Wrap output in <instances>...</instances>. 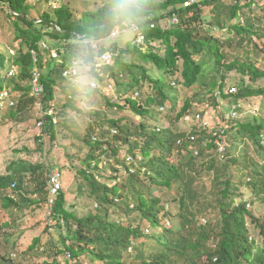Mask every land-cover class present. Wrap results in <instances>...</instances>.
Listing matches in <instances>:
<instances>
[{"label":"trees","instance_id":"obj_1","mask_svg":"<svg viewBox=\"0 0 264 264\" xmlns=\"http://www.w3.org/2000/svg\"><path fill=\"white\" fill-rule=\"evenodd\" d=\"M188 1L137 0L141 12L136 22L142 26L156 24L146 32L143 27L145 41L136 45V51L120 49L115 43L101 49L100 53L112 51L115 61L104 66V76L92 67L93 77L105 88L107 78L116 74L115 67L121 66L129 72L132 80L128 84L121 83L119 94L140 119L136 122L125 116L109 118L103 113L104 118L100 122L86 127L83 139L90 149L81 157L82 167L75 161L77 153L66 155L77 168V175L84 178L78 184L76 197L85 195L88 185L89 195L97 201L96 211L80 216L76 210L77 202L71 203L73 210L68 207V195L63 189L64 174L62 188L57 192L50 216L52 222L45 228L60 230L61 245L51 237L45 242L43 236L36 237L29 247L33 254L27 251L19 261L25 263L34 255H41L45 257L42 262L31 261L28 264H100L99 261L103 264H264V116L257 115L259 110H254L250 114L257 115L253 121L240 119L247 113L248 101L264 97V5L259 7V11H254L256 8L253 7L246 12L239 5L240 0L231 5L219 0L229 7L226 9L230 12V20L220 25L200 16L201 6L215 0H195L187 4ZM37 4L32 0H0V7L16 19L14 46L8 47L7 58L0 56V99L5 101L1 120L7 118L11 121L34 107V98L30 95L34 71L41 74L46 86L45 101L53 102L61 81V69L77 59L78 52L84 51L89 64H94L96 54L91 46L85 48L84 41L87 38H108L117 26L124 30L109 16L113 0H104L103 5L85 12L79 21L73 20L72 10L64 4L54 8V12L46 10L39 16H33V6ZM249 5L252 7L254 2L251 0ZM195 15L200 16L199 23ZM173 17H177V21L172 23L174 25L161 23ZM63 40L67 44H62ZM45 42L53 49L64 45L60 63L46 56ZM128 51L136 52L140 59L153 63L159 74L153 76L152 70L148 71L143 66L125 64L122 57ZM3 57L8 66L2 67L5 65ZM211 64L216 74H209ZM13 66L17 67L16 74L9 76ZM135 69L139 72L136 73ZM140 75L142 80L148 81L149 91L141 88ZM171 82H178L182 89L202 85L206 95L196 92L176 111L175 102L169 95V91L174 90ZM70 88L77 94L76 87ZM5 90L9 96L2 98ZM97 91L102 93L101 89ZM174 91L178 96L179 92ZM144 95L146 100L142 97ZM104 98L111 108L122 107L112 98ZM207 99L217 107V101L220 103L227 99L228 104L220 111L227 128L221 124L209 127L202 123L204 112L191 111L194 105L200 107ZM11 101H15V105H10ZM169 103L173 115L169 116V126L160 128L159 124L153 125L160 112L168 109ZM69 105L76 108L75 103ZM194 112L193 119L199 126L195 124L187 133L174 130L172 125L176 121L181 118L189 121L188 115ZM89 113L92 114L91 111ZM56 117H47L44 126V132L49 135V147L59 127L71 130L75 140L80 133L77 122L69 117L61 121L62 113ZM112 130L116 133L112 134ZM230 131L229 153L219 152L218 143L228 147L223 135ZM62 136L68 138L67 132ZM116 143L129 145V154L125 168L115 169L112 175L116 183L109 185L100 182L95 174L100 162L97 152H117ZM49 147L43 148V155L48 159L46 162L33 163L18 157L11 160L3 172L0 171V216L5 209L20 204L15 200L17 196L27 201L23 194L31 190L40 193L42 204L47 202L48 181L55 167L48 158ZM214 151L221 159H212ZM174 153L183 155L182 161L176 163L172 157ZM199 157L207 161L200 168L195 164ZM232 167L241 170V174L229 172ZM189 169L191 171L188 172ZM203 169L214 172V184L218 187L213 192L215 204H210L209 208L204 200L206 192L196 188L194 183L197 176H202ZM144 176L150 182L148 186ZM224 176H227L225 181ZM127 178L133 181L130 188L126 187ZM236 178H240L241 184L250 186L253 199L237 201ZM186 184L188 188L184 189ZM156 189L168 190L167 200L176 205V222L179 223L168 226L163 222L164 216L172 212L165 210L162 197L154 195ZM251 206H257L261 214L257 216ZM210 208L220 214L213 222L211 217L208 220L200 218ZM133 213H140L141 217L126 222L124 216ZM144 220L148 223L145 229L141 226ZM252 225L259 229L261 241L257 236H251L254 234ZM146 238L153 240V247L151 245L149 250L138 243L139 240L145 243ZM64 258H70V261L63 262ZM11 259L0 252V264H11Z\"/></svg>","mask_w":264,"mask_h":264},{"label":"rangeland","instance_id":"obj_2","mask_svg":"<svg viewBox=\"0 0 264 264\" xmlns=\"http://www.w3.org/2000/svg\"><path fill=\"white\" fill-rule=\"evenodd\" d=\"M251 0H240L239 5L244 7L243 11L249 12L253 7L256 9L254 11H259V7L264 5V0H252L254 2V5L251 7L250 4ZM33 3H38L37 6H33V16H39L42 14L43 11H51L54 12V8L60 6L61 4H64L66 6H69L74 14L75 21L81 20L83 14L87 11L96 10L101 5H103L104 0H32ZM224 2L228 4H235L236 0H224ZM245 4V5H244ZM229 8L226 5H223L222 2L219 0L211 1L207 5L201 6L200 16L205 18L208 17L211 20V23H216L222 25L230 20V12L226 9ZM163 13L166 11H162ZM162 12L158 13L160 15ZM197 14V12H196ZM192 13L189 14L191 16ZM200 16L195 15V17L198 19L197 22H200ZM13 18V19H12ZM15 16H10L8 12L2 7H0V56L4 55L6 58L9 54L8 47L14 46V37L16 35L15 30V23L16 19L14 20ZM177 18V17H175ZM184 18L187 19V17L184 15ZM173 18L171 19H164L161 21L162 24H169L174 25ZM179 19V17H178ZM215 20V21H214ZM18 21V20H17ZM159 24V23H158ZM157 24V25H158ZM151 23L145 24L143 27L145 29V32L147 29H150ZM208 26V25H206ZM203 29H205L203 27ZM206 30V29H205ZM204 32V31H203ZM205 33V32H204ZM136 38L137 35L133 31H126L125 28L122 31L121 34H119L118 39L115 41L109 40L106 45H113L114 43L120 48H131L132 50L136 51ZM135 41V42H134ZM7 46V47H5ZM13 48V47H11ZM146 50V49H143ZM147 51V50H146ZM145 51V52H146ZM47 57L48 54H46ZM122 60L127 63L128 65L134 63L140 66L145 67L148 71L152 70V75L157 76L159 74V71L156 69V66L153 65L151 62H147L143 59H140L139 55L136 52L128 51L126 52ZM3 62L5 65L8 66V63L5 62V57H3ZM114 64V63H112ZM91 64H89V67ZM106 66V65H104ZM104 66L100 69V75H103L105 72L103 71ZM209 74H216V69L214 68V65L211 64L209 67ZM116 74L112 77L109 76L108 78L111 79V82L114 84L113 89H106L102 88L100 93L97 90L92 89H80L77 88L73 82L66 83L63 80L60 81V85L57 89V103H56V109L58 113H62L63 118L60 120H65V117H69L70 120H73L77 122L78 127L80 128L79 137L75 140L71 136V130L68 128L62 129L63 127H59L57 129L56 138L52 141L51 146L50 141L48 140V134L44 132V126L41 127L38 124V116L40 113L34 109L31 108L27 110L21 117L12 119L11 121H7L6 119H3L0 121V164H1V170L4 171L6 165L11 161L18 157H23L28 161H31L33 163L38 162H46L48 161L47 158H45V155H43V148L46 150L47 147L51 150L49 153V159L52 164L55 165L53 170L57 168H61L65 172V179H64V192L66 193L67 200H68V207L73 210V207L71 206V203L77 202L76 204V210L78 211V214L80 216L82 215H88L89 213H92L96 211V200L92 198L89 193L87 187V193L85 195H78L76 197V194H78V184L80 182L84 181V178H80L81 176L77 175V168L74 166L73 162L70 160L69 155L73 156L75 153L78 154L76 156L75 161L77 165L82 167L81 165V157H83L90 147L84 143V136H85V129L86 127L90 126L91 124H97L104 118V114H107L109 118L115 117H127L135 119L136 122L140 119V116L134 115L132 111H130V106L126 105L124 97L120 96L121 92V83L128 84L131 82L132 78L129 74V72L123 70L121 66L115 67ZM135 72L138 73V69H135ZM105 75V74H104ZM218 75V73H217ZM140 80L143 78L141 75L139 76ZM220 79V77H219ZM167 80H170L168 77ZM220 81V80H219ZM174 85V90H177L179 92V95H175V91H169L170 98L173 102H175L174 105H176L175 109L176 111L181 108V106L184 104L187 98H192L193 95L196 92L202 93V95H206L205 87L202 85H194L190 88L182 89L177 84ZM141 85L144 91H149L148 81L142 80ZM139 85H136L138 87ZM70 87H76L77 88V94L72 92ZM115 90V94L113 95V91ZM74 96L73 98H70L69 96ZM107 95V96H106ZM104 97H110L113 99L114 102L119 103L122 105V107L118 108H111L109 104L106 102ZM140 97V96H139ZM144 100H146L147 96H142ZM210 99H207L205 103H203L200 107H197L194 105L193 109L191 111H198L201 110L203 113V121L202 123L209 126V127H216L221 125H224L225 128L228 127V124H225V122L222 120V115L220 114V111H222L223 108L226 107L228 104L227 99H222L220 103L217 101L216 105L219 107L210 104ZM75 103L76 108H72L69 104ZM221 104V105H220ZM171 103L168 104V109L165 111H161L159 114V118H155V121L153 122V125L159 124L158 126L160 128H165L169 126V116L173 117L171 109H170ZM233 108V107H231ZM260 108V109H259ZM246 114H242L240 119L243 118V120H250L253 121V117H256L257 115L264 116V97H256L254 101H248L246 109ZM258 111L259 114L257 115H250L251 113H254L253 111ZM92 112L90 114L89 112ZM93 112H96L95 115ZM167 113V114H166ZM194 113H191L189 117V121L185 118H181L180 120L176 121L174 123L173 128L174 130H181L187 132H191L193 126H199L198 123H195L194 121ZM250 115V116H249ZM176 116V115H175ZM174 116V118H175ZM237 119V120H240ZM69 123H67V126ZM72 127V125H70ZM196 128V127H195ZM62 129V130H61ZM61 130L59 133L58 131ZM68 135V138L62 136V133H66ZM112 134H115L113 130L111 131ZM231 131L228 133H225L223 135V138H226V144L228 146V153L230 151L229 145V137L231 135ZM99 136V135H97ZM45 141V145H44ZM117 152H106L103 153L101 151H98L97 153L100 154V162H99V169L97 168L96 176L97 179L100 182L107 183L109 185H113L116 183V181L113 179L112 175L115 173V169L123 170L126 164V158L127 154H129V145L122 144V143H116ZM26 147V149H25ZM107 148V147H105ZM27 150L33 151V154H29ZM70 150V151H69ZM253 153L256 152L255 149H252ZM22 152V153H20ZM66 153H68L66 155ZM176 163L179 161H182L183 155H180L178 153H174L173 156ZM221 159L219 156V153L213 152L212 153V159ZM185 160V159H184ZM225 160V159H224ZM203 162H207L206 158H197L195 161V164L198 168H200L201 164ZM224 162V161H221ZM218 163V162H217ZM92 166L95 167V163L92 162ZM191 171V169L188 170V172ZM229 172L238 173L241 174V170H236L235 168H231ZM214 172H208L206 169L202 170V176H197L194 180L195 187L201 188L206 192V195L204 196V200L206 203H208V208L210 204H212L216 200V195L213 193L218 189V187H215L214 180H213ZM127 177V174H126ZM145 177L146 185L148 186L150 184L148 178ZM227 179V176H224L223 181ZM126 187H131V184L133 183L132 180L126 179ZM235 183L238 184V191L235 192L237 195V201L239 202L241 199L243 200H251L254 198V195H252V190L249 185H243L240 183V178L235 179ZM135 184V182H134ZM188 185L186 184L184 186V189H187ZM176 189V188H175ZM153 191V190H152ZM154 192V191H153ZM177 193V192H176ZM145 194H148L146 192ZM171 194L174 196V192H171ZM155 196H160L163 199V203L165 205V210H170L172 212L171 215H165L163 218V222L167 224L168 226L175 225L176 222V205L170 203V201L167 200L168 198V190L166 189H156L154 192ZM24 197H27V201H22V199L17 196L15 199L16 201H19L20 204H15L10 206V208L5 209V213L0 216V252L7 256V258H13L11 259V264L13 263H23L28 264L29 262L33 261L35 263L42 262L45 257L41 255H34L32 260L27 259L26 262L19 261L21 256H24V254L29 251L30 254H33V252L29 249L31 244L34 242V238L43 236L44 242L47 241L51 237L52 241H56V243L61 245L62 239L60 230L55 231V228H47V225L50 224V218L48 217V212L46 208V204H42V197H40V193L37 191H28L27 193L23 194ZM38 199V200H37ZM37 200V201H36ZM15 201V202H16ZM215 204V203H213ZM257 206H251V209L253 208L259 216L261 212L257 208ZM262 213L264 214V210H262ZM138 218L141 217L140 213H133L131 215L124 216L126 222H130L132 218ZM211 217V221L217 220L218 217H220V214L217 210L214 208L206 209L204 214L200 215V218H204V220H208ZM117 218V217H116ZM120 219V218H118ZM179 223V222H176ZM141 226L143 229L148 226V223L144 220L141 223ZM161 230V227L159 228ZM252 229L254 231V234L251 235L257 236L259 240H262V236L259 233V229L255 228L252 225ZM156 232V231H154ZM142 240H139L138 243L142 244L147 250H149L150 246L153 247V240H147L145 243H141ZM127 253V252H126ZM67 260L70 261V258L63 259V262H66ZM100 264H103L99 261Z\"/></svg>","mask_w":264,"mask_h":264},{"label":"built area","instance_id":"obj_3","mask_svg":"<svg viewBox=\"0 0 264 264\" xmlns=\"http://www.w3.org/2000/svg\"><path fill=\"white\" fill-rule=\"evenodd\" d=\"M174 21H177V18H175ZM151 25H152V27L155 26L154 23H152ZM56 27L58 30H61V28L59 26H56ZM131 31H133L137 35L136 44H141L145 41V33L143 31V28L137 22H135V26H134V28L131 29ZM120 33H121V29L119 26H117L113 30L111 36L108 38H98V39L87 40L90 42L91 49L96 54L94 62H93L94 64H91L92 66H90V68L93 67V68L100 71L102 66L112 64L114 62L115 55L113 54L112 51H105L103 53H100V50L102 49L103 46H106V43L108 40H116ZM62 44H64V45L67 44V41L63 40ZM62 44H61V47H59L57 49H53L51 47V45H49L48 43H46V42L43 43V49L46 52L45 54H48L49 58L56 59V60H58L57 62L60 63L61 57H62L61 53L65 51L64 45H62ZM36 57H37V55L35 56V60H37ZM71 63L68 66L61 69V76L65 82H72V76L70 73ZM16 71H17V67L13 66L9 71V76H14L16 74ZM101 76H104V74ZM31 83H32L31 95L38 98L35 102V106H36L37 110L40 111V114L46 113V112H44V111H46L45 104L42 100L39 99L45 94V85L42 81L41 74L34 71V75L32 76V79H31ZM92 84L94 85V87H90L91 89H93V90H100L101 89L102 90L101 83L99 81H97L95 79V77L92 78ZM113 85L114 84L111 82V80L109 78H107L105 88L109 89V90L113 89ZM8 96H9L8 90H5L1 95L2 98H7ZM10 105H15V101H11ZM4 108H5V101L3 99L2 100L0 99V119H1L2 111L4 110ZM53 111H54L53 109L49 110L50 113H53ZM39 124L42 125L43 121L41 120L39 122ZM218 144H219V151L225 152L226 147L221 143H218ZM63 176H64V173L60 168H57L51 172V177H50V196L51 197L49 200L50 205H53V203L55 201V195L62 188Z\"/></svg>","mask_w":264,"mask_h":264},{"label":"clouds","instance_id":"obj_4","mask_svg":"<svg viewBox=\"0 0 264 264\" xmlns=\"http://www.w3.org/2000/svg\"><path fill=\"white\" fill-rule=\"evenodd\" d=\"M194 1L195 0H189L187 2V4H191ZM140 12H141V8H140V5L137 2V0H113V4H112V7L110 9L109 16L113 22L119 23L120 25H122L125 28L126 31H130L132 28H134L135 22L137 21L139 15H140ZM174 22H176V21H174ZM140 26L143 28L142 25H140ZM151 28H153V27L151 26ZM120 29H121V27H120ZM121 33H122V29H121ZM91 39H98V38H87L84 41L85 48H90V42L87 40H91ZM117 39H118V37H117ZM112 41H114V40H112ZM104 47L105 46H103L102 48H104ZM114 61H115V59H114ZM108 65H110V64H108ZM70 73L72 76V82L77 88L86 89V88L94 87V85L92 84V77L94 76V72H93V69L89 67V60H88L87 56L85 55L84 51H80L77 53V59H74L70 65ZM61 80L64 81V79H62V76H61ZM66 83H71V82H66ZM31 92H32V89H31ZM45 94H46V86H45ZM45 94L41 98H39L40 100H42L44 102L45 109H46V111H44L46 113H41L38 116V124L41 120L43 121L42 125L39 124L41 127L45 126L47 117H56L58 114V111L56 109L57 95H56L55 100L53 102L48 103L45 101ZM30 95H31V93H30ZM31 97L34 98V102H33L34 107L33 108L37 110V108L35 106V102L38 98L34 97L33 95H31ZM69 97L73 98L74 96L70 95ZM50 109L54 110L53 113L49 112ZM37 111L40 113L39 110H37ZM54 120L56 121L57 117L54 118ZM223 145L226 147L225 144H223ZM218 150H219V147H218ZM226 151L228 152V147H226L225 152ZM61 170L65 174L64 170L63 169H61ZM48 186H49V197H48V200L45 204H46V208H47V212H48V217L50 218V216L53 212L54 204H55V201H54L53 205L49 204V200L51 197L50 196V180L48 181ZM56 195H55V199H56ZM51 222L52 221L50 219V223Z\"/></svg>","mask_w":264,"mask_h":264}]
</instances>
